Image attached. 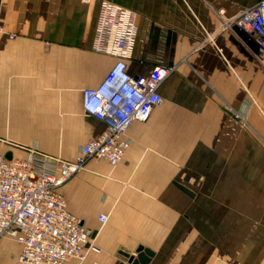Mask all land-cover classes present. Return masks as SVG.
<instances>
[{
    "label": "crops",
    "instance_id": "obj_1",
    "mask_svg": "<svg viewBox=\"0 0 264 264\" xmlns=\"http://www.w3.org/2000/svg\"><path fill=\"white\" fill-rule=\"evenodd\" d=\"M100 1L0 0L14 34H0L1 153L74 160L105 129L81 105L115 60L91 48ZM110 1L137 13L127 71L172 70L161 102L128 127L121 161L90 158L58 187L99 248L64 264L132 263L143 248L146 264H264V68L216 13L255 0ZM20 249L0 237V264H16Z\"/></svg>",
    "mask_w": 264,
    "mask_h": 264
},
{
    "label": "built area",
    "instance_id": "obj_2",
    "mask_svg": "<svg viewBox=\"0 0 264 264\" xmlns=\"http://www.w3.org/2000/svg\"><path fill=\"white\" fill-rule=\"evenodd\" d=\"M216 13L221 28L234 27L243 34L264 68V0H255L228 18L223 17V9ZM0 34L14 37L1 24ZM136 36L137 13L101 0L91 48L115 60L97 85L82 90L81 105L87 115L103 121L105 129L83 142L74 160L35 150H28L27 158H7L0 152V237L20 243L16 264H64L68 259L82 260L85 249L99 250L90 240V229L68 211L58 187L90 158L104 159L111 166L119 163L129 145L125 133L130 124L147 119L161 102L158 85L172 67L156 64L146 75L130 74L126 61L132 56ZM206 40H213V35L208 34ZM98 218L105 222L107 217L100 214Z\"/></svg>",
    "mask_w": 264,
    "mask_h": 264
},
{
    "label": "water",
    "instance_id": "obj_3",
    "mask_svg": "<svg viewBox=\"0 0 264 264\" xmlns=\"http://www.w3.org/2000/svg\"><path fill=\"white\" fill-rule=\"evenodd\" d=\"M5 156L7 158H10V154L6 153ZM176 185L183 190L185 193L192 195V191L189 190L187 187L184 185L176 183ZM152 255V251L148 248H143L140 252L137 253L135 259L132 261V264H146L148 261L149 256Z\"/></svg>",
    "mask_w": 264,
    "mask_h": 264
},
{
    "label": "rangeland",
    "instance_id": "obj_4",
    "mask_svg": "<svg viewBox=\"0 0 264 264\" xmlns=\"http://www.w3.org/2000/svg\"><path fill=\"white\" fill-rule=\"evenodd\" d=\"M246 128H247V131L248 130H250V131H252V128L248 125V123L246 122ZM257 137V136H256ZM258 139H260L261 140V142L264 144V141H263V139H261V137H257Z\"/></svg>",
    "mask_w": 264,
    "mask_h": 264
}]
</instances>
